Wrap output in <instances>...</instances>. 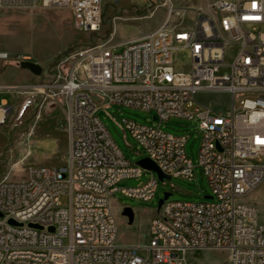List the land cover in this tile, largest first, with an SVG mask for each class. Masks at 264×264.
<instances>
[{
  "label": "built area",
  "instance_id": "obj_1",
  "mask_svg": "<svg viewBox=\"0 0 264 264\" xmlns=\"http://www.w3.org/2000/svg\"><path fill=\"white\" fill-rule=\"evenodd\" d=\"M107 1L120 0H0V10L66 8L79 31L96 33ZM170 2L167 19L149 34L94 46L68 70L62 61L46 72L48 84L0 86L63 95L70 135L66 164L33 165L24 180H0V264H94V256L101 264H186L189 252L208 249L227 251L228 264H264V220L247 201L264 183V0H214L200 31H192L193 18L185 24L184 13L175 19ZM215 46H222V55H215ZM179 52L189 58L186 68L176 65ZM11 60L20 65L29 59L0 50V72ZM193 70H200L202 85L189 79ZM202 92L230 95L227 111L200 107ZM73 102H80L79 112H72ZM113 105L154 113L158 125L124 119V130L171 178L193 179L195 165L186 153L187 136L161 124L184 118L198 122L201 134L199 166L211 198L166 200L143 244L119 242L114 196L150 201L158 180L119 187L123 179L142 177L145 168L131 165L102 121L100 111ZM11 108L0 105V126Z\"/></svg>",
  "mask_w": 264,
  "mask_h": 264
},
{
  "label": "rangeland",
  "instance_id": "obj_2",
  "mask_svg": "<svg viewBox=\"0 0 264 264\" xmlns=\"http://www.w3.org/2000/svg\"><path fill=\"white\" fill-rule=\"evenodd\" d=\"M167 0H120L107 1L103 10L102 28L96 33L81 32L75 27V16L66 8H11L0 10V50L11 57L26 55L30 61L43 67L41 76L32 74V84L45 85L52 78L56 65L65 61L67 70L78 63L84 53L105 42L120 44L128 39L149 33L167 19ZM189 11L185 24H190L191 4L201 0H178ZM172 3V0L170 2ZM183 12L177 9L178 19ZM121 51L122 48H117ZM176 65L186 68L189 58L186 53L175 54ZM12 61V60H11ZM14 62V61H12ZM18 65V64H17ZM47 72V73H46ZM29 72L19 67L4 66L0 72V83L24 82ZM7 99L12 106L6 122L0 126V180H24L33 165H62L67 163L70 135L67 129V104L63 95L53 96L46 89L38 93L0 89V105ZM197 100L214 104L227 111L232 97L222 92H202ZM111 136L125 156L133 163L146 157V153L130 132L124 130V119L142 124L158 125L152 112L113 105L99 113ZM161 128L175 135H186V153L195 165V175L189 180L172 177L161 181L156 172L144 170L140 178H126L119 187H134L155 177L158 189L150 201L125 196L117 192L114 196V213L118 219L120 243H146L149 241L151 220L157 216L160 199L166 192L172 193L168 200L201 202L211 195V189L202 168L199 166L201 134L198 122L172 117L161 124ZM66 197L62 202H66ZM247 201L256 206L260 221L264 220V183L247 196ZM135 212L132 224L122 214L124 207ZM123 207V208H122ZM186 264H228V252L208 249L187 254Z\"/></svg>",
  "mask_w": 264,
  "mask_h": 264
},
{
  "label": "water",
  "instance_id": "obj_3",
  "mask_svg": "<svg viewBox=\"0 0 264 264\" xmlns=\"http://www.w3.org/2000/svg\"><path fill=\"white\" fill-rule=\"evenodd\" d=\"M20 67H22L23 69H28L29 71H31L36 76H41V74L43 73V67L34 61H30V60L22 61L20 63ZM137 164H139L140 166H142L143 168H145L147 170H151V171L156 172L161 181H164L165 179H171V177L169 175H166L165 173H163L161 171V169L158 167V165L148 157H144V158L138 160ZM171 195H172V193H169V192H166L164 194V197L162 199H160V201H159V204H158L159 209H161L164 202L166 200H168ZM208 198H211V197L208 196ZM122 214L128 218L130 224H132L134 222L135 212H134L133 208H131L129 206L124 207ZM1 215L2 214L0 213V216ZM11 222L14 223L13 220H11ZM32 226L37 227L36 225H32Z\"/></svg>",
  "mask_w": 264,
  "mask_h": 264
},
{
  "label": "bare ground",
  "instance_id": "obj_4",
  "mask_svg": "<svg viewBox=\"0 0 264 264\" xmlns=\"http://www.w3.org/2000/svg\"><path fill=\"white\" fill-rule=\"evenodd\" d=\"M203 15H207V12L200 10V13H195V17L192 19V31H200L201 20H203ZM149 34V33H147ZM158 46H165V39H158ZM215 55H222V46H215ZM189 79H192V84L202 85L203 77L200 76V70H193L189 72ZM200 107H207V104L198 101ZM80 102L72 103V112H79ZM157 164L156 159H151ZM132 166H140L139 164L131 162ZM181 203H189V201H179ZM94 264H101V256H94Z\"/></svg>",
  "mask_w": 264,
  "mask_h": 264
},
{
  "label": "crops",
  "instance_id": "obj_5",
  "mask_svg": "<svg viewBox=\"0 0 264 264\" xmlns=\"http://www.w3.org/2000/svg\"><path fill=\"white\" fill-rule=\"evenodd\" d=\"M214 0H201L200 3H196V4H191L189 5V7H192L194 9H192L194 12H192V18L194 17L195 13L197 10H203L205 12H212V8H211V3L213 2ZM172 5L175 7L176 9V14H175V17H177V9L179 10V12H183L184 15H186L189 11H187V8L178 0H172ZM9 64H11L12 66H16V67H19L21 68L22 70H26L28 71L29 73L25 75V79H24V82H18V83H0V86H28V85H31L33 80H32V72L29 71L28 69H23L22 67H20V65H17L15 62H12V61H8V62H5L3 64H1L2 68L4 66H8ZM1 68V69H2ZM5 102L7 103V105L10 106L9 104V101L7 99H4L2 100L1 104ZM12 107V106H11ZM131 244H140V243H131Z\"/></svg>",
  "mask_w": 264,
  "mask_h": 264
},
{
  "label": "flooded vegetation",
  "instance_id": "obj_6",
  "mask_svg": "<svg viewBox=\"0 0 264 264\" xmlns=\"http://www.w3.org/2000/svg\"><path fill=\"white\" fill-rule=\"evenodd\" d=\"M124 208L122 209V212H123Z\"/></svg>",
  "mask_w": 264,
  "mask_h": 264
}]
</instances>
